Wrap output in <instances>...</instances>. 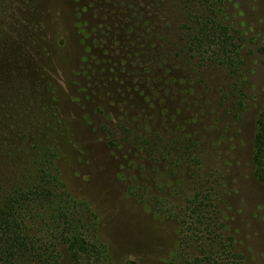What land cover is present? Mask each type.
I'll return each mask as SVG.
<instances>
[{"label":"rangeland","instance_id":"rangeland-1","mask_svg":"<svg viewBox=\"0 0 264 264\" xmlns=\"http://www.w3.org/2000/svg\"><path fill=\"white\" fill-rule=\"evenodd\" d=\"M214 1L244 39V108L226 68L177 54L196 0H0V112L39 121L60 146L63 181L94 212L108 264H177L196 192L212 193L213 217L244 264H264V183L253 165L264 0ZM51 110L61 124L48 125ZM17 128V144L0 148L9 180L27 176L35 151Z\"/></svg>","mask_w":264,"mask_h":264},{"label":"trees","instance_id":"trees-1","mask_svg":"<svg viewBox=\"0 0 264 264\" xmlns=\"http://www.w3.org/2000/svg\"><path fill=\"white\" fill-rule=\"evenodd\" d=\"M192 1L188 0L189 4ZM196 1L199 15L192 21V36L185 38L177 54H190L226 68L236 78L235 93L244 108V39L223 11L217 13L214 0ZM164 40L167 46L176 43H172L173 38ZM51 112L44 114L48 125L61 124L62 116ZM17 126L26 133L20 137L22 142L26 143L29 135L34 139L35 151L26 177L9 180L0 175V264H66L64 251L74 264H108L109 256L93 223L96 216L86 202L78 201L67 189L58 164L60 146L48 139L39 121L27 124L17 115L0 112V148L17 144L13 133ZM253 165L255 177L264 183V104L256 118ZM211 194L196 192L190 200L191 214L182 220L177 264H244L234 237L226 235L223 222L218 224L213 217Z\"/></svg>","mask_w":264,"mask_h":264}]
</instances>
